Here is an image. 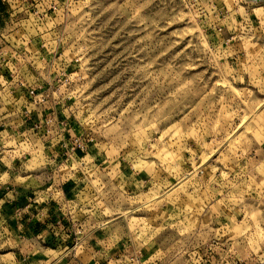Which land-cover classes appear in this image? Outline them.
Masks as SVG:
<instances>
[{
  "label": "rangeland",
  "instance_id": "obj_1",
  "mask_svg": "<svg viewBox=\"0 0 264 264\" xmlns=\"http://www.w3.org/2000/svg\"><path fill=\"white\" fill-rule=\"evenodd\" d=\"M22 3L56 9L19 16L36 38L14 44L27 56L0 45V68L13 74L0 82V117L16 121L0 120V168L15 170L13 183L76 176L90 204L77 218L126 212L116 236L152 250L150 264H264V3ZM20 80L55 92L75 122L82 160L54 176L40 141L23 142L31 124L22 129L12 109Z\"/></svg>",
  "mask_w": 264,
  "mask_h": 264
},
{
  "label": "crops",
  "instance_id": "obj_2",
  "mask_svg": "<svg viewBox=\"0 0 264 264\" xmlns=\"http://www.w3.org/2000/svg\"><path fill=\"white\" fill-rule=\"evenodd\" d=\"M9 2L0 0L1 22L10 17L9 8H6V5L10 6ZM10 8L17 9L13 14L28 11L25 6ZM24 25V22L19 24V31L30 35L31 31ZM39 87L48 96V102L38 107L28 104L26 110L35 121L53 117L54 112L56 116L53 118L65 123L64 128L58 127L61 132L42 136L40 143L49 169L56 165L57 168H68L81 161L83 156L82 151L73 147L74 140L68 135H76L75 122L67 116L64 103L53 96L55 92L51 93V89L47 90L42 85ZM2 170L1 167L0 264H150L152 250L142 245L138 249L136 243L122 239L126 236L124 232L119 238L116 236L114 224L126 212L106 214L102 208L92 207L86 209L87 215L77 218L76 214L84 212L83 209L90 204L80 202L81 191L85 188L81 187L82 183L75 175L72 179H65L66 175H62L60 182L48 180L46 176L43 182H36L38 177L29 175L21 178L27 181L14 184L15 170ZM5 176L13 179H5ZM119 178L113 185L121 190L127 187V182L122 180L124 177ZM101 204L110 211L108 198H103Z\"/></svg>",
  "mask_w": 264,
  "mask_h": 264
},
{
  "label": "built area",
  "instance_id": "obj_3",
  "mask_svg": "<svg viewBox=\"0 0 264 264\" xmlns=\"http://www.w3.org/2000/svg\"><path fill=\"white\" fill-rule=\"evenodd\" d=\"M5 1H7V0H5ZM22 1H24V0L18 1V3L15 5L16 8L17 7L23 8V6H25V4L22 3ZM10 6H12V5H10ZM10 6L6 5V8L7 9L9 8V11H8V14H10L9 19L7 21L5 20L3 22L0 21V45L4 44L6 46L7 45L10 46V47H6V48L7 49L10 48V50L12 52L11 58L14 57L13 54H18V57H20L21 55L23 57H25L28 54H26V52H24V49L18 48L17 46L18 45L32 46V44L36 41V38L29 36L27 34V32H25L26 33V37H25L24 34L19 31V29L21 28V26H19V24L21 23V20H22V19H19V16H22V15L26 16L28 13H32L33 16H36L35 20L41 21L47 17V15L49 14L48 12H54L56 8L53 7L52 11H50L51 8L48 9L47 11H45V10L41 11L38 9V6L37 7L35 6L32 8H28L27 6H25V10H28V11H22L21 13L13 14V11H15L17 9L14 8L11 10ZM15 6H13V7H15ZM29 15H31V14H29ZM13 17H16V18L13 19ZM14 21H16V24H14ZM25 21L28 22L29 19L25 20ZM32 23H34V22H32ZM14 44H16L17 46L15 47ZM41 47H44V45H42ZM6 48H2L0 50V51H2V55H4V53H6V52H4V49H6ZM13 49H14V51H13ZM22 50H23V52H22ZM37 53H39V51L36 52V56L38 55ZM33 58H35L36 60H40L39 58H41V56L33 57ZM2 59L4 60V58H2ZM34 70L35 69L31 68L29 72H32ZM21 71H23V70L21 69ZM25 71H28L27 68ZM36 74L38 75V73H36ZM12 76H13V74H12V71L10 70V68H8L7 70L0 68V82L3 81L4 83H7L9 81L8 78H11ZM19 76H22V75H19V72H18V74L16 72L15 77H18V79H19ZM18 83H19L18 84L19 90L14 91L12 97H14V101H16V103H14V105L16 106L19 103V106H17V107L12 106V109H14L15 112H17V114H20L21 118H20L19 122L21 125H23L22 129H25L26 125L28 126L31 124V127L29 128V130L28 129L26 131L24 130L23 134L21 135V136H23V135L26 136V138L24 139L23 142H27V144H28V142L31 143L32 141H36V140L40 141L42 136H44L46 134H52V132H55V133L61 132V130H59L58 127L64 128L65 123L64 122H57L53 118L56 116V114L54 112H53V114H54L53 117L49 116L47 118H44L42 121H35L32 118L31 113L26 110L25 106L28 104L33 105L35 107H38V106H42L48 102V96L45 94V92H41V87H39V86L33 87V85H32L33 83L30 82V80H23V81L20 80ZM36 114H38V113L36 112ZM7 118H9V119H7ZM0 120L5 121L4 125H6V124L8 125L10 123V120H12L11 121L12 123L16 122L15 120L10 119V116H8V115L0 117ZM1 125L4 126L3 123ZM6 130H7V128H5V130H3V131H0V134ZM9 132H10V130H9ZM74 144H75V146H73V147L75 149H78L80 151L83 150V147L81 146V144L79 143L78 140H74ZM3 148H5V146ZM8 152H11V155L14 154V151H8ZM11 155L9 157L14 159L15 157H13ZM51 160L54 161V158H52ZM53 169H54V172L52 173V176H54L57 173L56 172L57 165H56V167L54 166ZM77 232H78V234H80L79 229L77 230ZM231 264H240V263L239 262H232Z\"/></svg>",
  "mask_w": 264,
  "mask_h": 264
},
{
  "label": "water",
  "instance_id": "obj_4",
  "mask_svg": "<svg viewBox=\"0 0 264 264\" xmlns=\"http://www.w3.org/2000/svg\"><path fill=\"white\" fill-rule=\"evenodd\" d=\"M247 1H249V2H262V3H264V0H247Z\"/></svg>",
  "mask_w": 264,
  "mask_h": 264
}]
</instances>
